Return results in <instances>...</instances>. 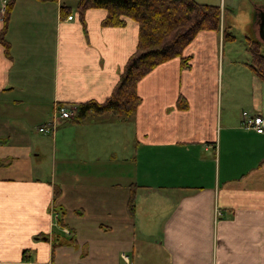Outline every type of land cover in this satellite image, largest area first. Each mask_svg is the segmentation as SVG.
Returning a JSON list of instances; mask_svg holds the SVG:
<instances>
[{
	"label": "crops",
	"instance_id": "crops-1",
	"mask_svg": "<svg viewBox=\"0 0 264 264\" xmlns=\"http://www.w3.org/2000/svg\"><path fill=\"white\" fill-rule=\"evenodd\" d=\"M193 1L219 8V30L184 47L186 68L174 58L137 83L130 120L55 117L49 134L55 106L110 95L137 24L102 27L106 12L79 16L77 0H26L37 14L20 16L15 0L5 24L0 3V264H264V134L218 115L232 26L221 0ZM240 83L229 102L264 118V83Z\"/></svg>",
	"mask_w": 264,
	"mask_h": 264
},
{
	"label": "trees",
	"instance_id": "trees-1",
	"mask_svg": "<svg viewBox=\"0 0 264 264\" xmlns=\"http://www.w3.org/2000/svg\"><path fill=\"white\" fill-rule=\"evenodd\" d=\"M15 0H6L3 19L7 17ZM56 2L57 0H36ZM62 13L66 11L63 7ZM75 9L79 16L88 9H102L106 12L102 27H122L124 18L137 24V41L133 54L128 58L110 95L101 103L87 101L74 108V119L83 121L110 116L119 122L130 120L135 114L140 98L137 83L158 65L178 58L179 67L186 68L187 58L182 50L198 32L219 30L220 11L217 6L198 4L193 0H77ZM259 11H254V20ZM68 16V13L65 12ZM254 24V21L252 22ZM4 28L0 31V44L7 52L3 40ZM222 40L232 37L223 30ZM246 50L250 56L247 65L251 73L264 83V57L260 54V43L250 35L245 37ZM179 96L175 102L178 110L186 106ZM56 195V192H55Z\"/></svg>",
	"mask_w": 264,
	"mask_h": 264
},
{
	"label": "rangeland",
	"instance_id": "rangeland-1",
	"mask_svg": "<svg viewBox=\"0 0 264 264\" xmlns=\"http://www.w3.org/2000/svg\"><path fill=\"white\" fill-rule=\"evenodd\" d=\"M18 8L12 11V14L15 12V15H24L31 13L33 8L26 6V0H17ZM65 4L70 7V9L74 10L75 0H64ZM220 2V0H217ZM1 6L3 8V3ZM224 3L225 8V22L230 21L228 23L232 26V30L229 31V35L232 36V40L230 41H222L220 46L219 57L217 61V73L215 75L216 82L219 84L221 81V91H220V103H219V87L217 90L218 93V115L220 112L221 119L224 116H227L232 123L235 121L240 124L241 117L240 113L245 111L244 103L238 98L231 99L230 102L228 100L229 93L225 94V85L229 81H237L240 83L237 87L232 88L236 93H240L243 90L246 91L247 80L251 78V73L248 68V64L250 62L249 53L246 50V42L245 37L250 35L252 39L259 42L260 54L264 57V45L258 39L257 36V28L253 26L252 33L249 30V24L251 22L253 7L255 5L264 4V0H221V6ZM28 10V12H27ZM3 11V10H2ZM34 11V10H32ZM220 11V10H219ZM27 12V13H26ZM74 12V11H73ZM221 13V11H220ZM36 15L37 13H31ZM248 23V25H247ZM226 24V23H225ZM227 25V24H226ZM255 25V24H252ZM228 26V25H227ZM248 112V111H246Z\"/></svg>",
	"mask_w": 264,
	"mask_h": 264
},
{
	"label": "built area",
	"instance_id": "built-area-1",
	"mask_svg": "<svg viewBox=\"0 0 264 264\" xmlns=\"http://www.w3.org/2000/svg\"><path fill=\"white\" fill-rule=\"evenodd\" d=\"M6 0H2L3 5ZM3 10V8H2ZM66 21H71L72 16L68 15L65 17ZM74 109L66 108L63 106H55L52 114V121L50 126H42L38 128V132L42 134H49L50 130L53 128V119L58 117L61 120H72L74 119ZM241 117V127L244 130H250L256 135L264 134V118L257 114H252L250 112L242 111L240 113Z\"/></svg>",
	"mask_w": 264,
	"mask_h": 264
},
{
	"label": "water",
	"instance_id": "water-1",
	"mask_svg": "<svg viewBox=\"0 0 264 264\" xmlns=\"http://www.w3.org/2000/svg\"><path fill=\"white\" fill-rule=\"evenodd\" d=\"M254 17H252V22L254 21V24L257 28L258 39L264 45V9L257 13L256 20H254Z\"/></svg>",
	"mask_w": 264,
	"mask_h": 264
}]
</instances>
